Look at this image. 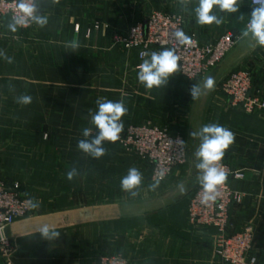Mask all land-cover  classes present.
<instances>
[{"label": "crops", "instance_id": "1", "mask_svg": "<svg viewBox=\"0 0 264 264\" xmlns=\"http://www.w3.org/2000/svg\"><path fill=\"white\" fill-rule=\"evenodd\" d=\"M38 3L40 14L48 18L43 27L33 23L12 33L9 20L0 21V52L5 54L0 56V181L17 182L21 195L38 203L13 223L11 264H99L101 256L116 252L133 264H227L214 253V230L187 221L189 197L199 186L194 158L198 138L189 137L188 142L183 138L189 144L184 166L155 188L140 185L135 196L122 190L118 177L135 165L144 176L149 172L145 161L117 150L116 142L106 141V153L100 158L84 154L77 145L84 139V128L96 134L89 111L98 110L100 97L124 100L128 109L122 117L124 126L151 120L159 125L165 117L167 85L147 89L139 83L133 52L116 42L132 25L156 9L181 13L186 31L204 43L225 33L237 37L253 6L247 1L237 13L220 12L214 6L224 22L201 26L193 11L198 0ZM240 14L245 16L243 22L238 20ZM73 41L79 44L76 49L68 46ZM236 69L250 70L254 90L264 93V46L249 36L236 41L211 75L214 69L190 81L201 85L202 92L191 99L189 125L191 131H198L217 123L234 133L224 159L243 173V178L230 180L243 198L230 207V222L235 230L252 226L249 255L264 264V112L247 113L229 106L218 85ZM175 76L181 78L176 71L168 82L173 124L182 106L181 99L175 98L176 91L178 97L181 92L175 87ZM208 77L214 81L211 90L203 88ZM24 94L32 97L28 105L16 102ZM73 168L75 181L67 178ZM43 224L59 231L60 237L41 239L38 228ZM0 264H7L1 256Z\"/></svg>", "mask_w": 264, "mask_h": 264}, {"label": "built area", "instance_id": "2", "mask_svg": "<svg viewBox=\"0 0 264 264\" xmlns=\"http://www.w3.org/2000/svg\"><path fill=\"white\" fill-rule=\"evenodd\" d=\"M254 5L253 0H247ZM16 0H0V21L10 20L15 10ZM247 22L245 23V25ZM28 27H19L27 29ZM95 28L99 25L96 23ZM181 29L192 39L190 45H180L172 38V32ZM237 37L225 33L220 37L201 43L193 32H187L181 13L153 10L144 20L132 25L123 37L116 42L123 49L132 51L135 57L134 68L142 63L140 53L160 51L162 47L174 48L179 57L177 71L189 81L204 78L224 59L227 52L235 45ZM252 73L248 69H236L230 72L218 85L227 97L229 106L247 113L264 112V93L254 90ZM47 134H43L46 139ZM178 134L171 133L167 127L151 122L124 126L120 139L116 141L125 152L136 155L146 162L152 183L164 182L172 172L188 162L186 144L176 143ZM227 172L226 182L218 186L220 195L208 203H202L199 195L200 185L195 188L187 204V221L193 227L211 228L215 232L214 253L227 264H257L256 258L249 255L253 239L250 224L240 229H233L230 222V207L242 201L240 191L232 188L230 180L243 178L240 170L232 169L223 159L220 162ZM23 197L17 182L7 184L0 181V231L12 225L18 219L30 214L34 208ZM14 247L9 239L0 240V256L7 264L12 262ZM253 258L255 260L253 261ZM99 264H133L122 253H109L99 258Z\"/></svg>", "mask_w": 264, "mask_h": 264}, {"label": "clouds", "instance_id": "3", "mask_svg": "<svg viewBox=\"0 0 264 264\" xmlns=\"http://www.w3.org/2000/svg\"><path fill=\"white\" fill-rule=\"evenodd\" d=\"M53 2L58 3V0H53ZM188 2L190 3L191 0H188ZM253 3L258 6L251 8L248 22L237 35V41L251 36L258 45L264 46V0H253ZM214 6L220 12H240L239 0H198L197 6L193 9L198 25H212L215 23L219 26L224 22L223 16L214 13ZM244 19V14H240L238 20L243 22ZM33 23L40 27L48 23L47 16L40 14L38 0H16L15 10L7 24L8 30L15 33L19 27H28ZM171 35L180 45H190L193 42L181 29L174 30ZM68 46L76 49L79 44L73 41ZM4 55L3 52H0V56ZM140 55L144 59L138 66L137 79L139 83L147 89L166 86L170 77L178 68L179 57L176 55V50L162 47L160 51H144ZM5 59L9 63L12 62L11 58L5 56ZM213 86L212 77L204 80V89L211 90ZM9 88L11 90L12 86L9 85ZM188 91L191 98L195 100L201 95L202 88L199 84H191ZM15 99L20 105H28L32 102V97L26 94ZM96 105L98 110L95 112L89 111L90 123L95 126L96 134L93 135L92 128H84V139H80L77 146L84 154L93 158H100L106 153L104 147L106 141L115 143L120 139V134L124 129L122 117L127 114L128 109L125 107L123 99L113 101L100 97L96 100ZM189 135L191 138H198L200 141L199 147L194 153L195 168L197 169L196 180L201 188L199 195L202 203H208L214 201L220 195L218 186L223 185L227 180L228 174L220 162L225 155V150L234 142L235 136L231 130L217 123L205 124L198 131H191ZM175 142L181 146L185 144V141L181 138H177ZM76 175V169L73 168L67 173V178L72 180ZM142 180V173L137 168L130 167L127 175L121 179V188L135 196L138 194L135 189L142 184ZM157 185L158 182L150 185V188H155ZM181 191H184L183 186H181ZM27 203L32 208L38 207V203L34 199H29ZM38 232L43 240L60 237V232L49 224L41 225ZM254 260L255 258H253Z\"/></svg>", "mask_w": 264, "mask_h": 264}, {"label": "rangeland", "instance_id": "4", "mask_svg": "<svg viewBox=\"0 0 264 264\" xmlns=\"http://www.w3.org/2000/svg\"><path fill=\"white\" fill-rule=\"evenodd\" d=\"M247 3V0H239V4H240V9H242L243 7L246 6ZM248 22V19L247 21H245V23ZM178 78L175 76V79H174V83H175V87L176 89L177 88H180L181 89V92H180V96L178 97V93L176 91V95H175V98H176V101L179 100V98L181 99V103H182V106H181V109L179 110L180 114L179 116H177V113H176V123L173 124V110L171 109L172 108V102H173V94L170 92L169 90V84H167L166 88H165V93H164V97H165V102L162 106H164V109H165V117L163 119H161L160 121L162 122H159V126L162 125V127H167V129L171 132V133H174V134H178L180 136H182V138H186L187 139V142L189 141V133L191 132L190 130V125H189V112H190V104H191V96L189 94V87L191 85L190 81L189 80H184L185 78ZM172 84V82H171ZM172 86V85H171ZM151 123L153 122L156 123L157 125V122L154 121V120H151L150 121ZM185 139V140H186ZM189 146V144L187 143V147ZM118 148V149H117ZM117 150H123L122 148L118 147L117 146ZM124 151V150H123ZM105 159V158H104ZM106 160V159H105ZM135 159L133 158V161ZM136 164V162H133ZM106 166V165H105ZM135 168H136V165H135ZM128 171V170H127ZM103 178V175L100 174ZM125 175H127V172H125V170L123 171V173H120L118 179H119V183L121 182V179L122 177H124ZM99 176V175H97ZM73 181H75L74 179H72ZM152 181L150 180V174L148 171H146V174L143 176V180H142V184L141 185H152Z\"/></svg>", "mask_w": 264, "mask_h": 264}, {"label": "water", "instance_id": "5", "mask_svg": "<svg viewBox=\"0 0 264 264\" xmlns=\"http://www.w3.org/2000/svg\"><path fill=\"white\" fill-rule=\"evenodd\" d=\"M216 69H217V67L214 68V70H213L209 75H211ZM194 152H195V151H194ZM194 158H195V157H194ZM12 229H13V224L10 225L9 227H6V228L2 229V230L0 231V240H1L2 238H3V239H9V240H11L12 235H13Z\"/></svg>", "mask_w": 264, "mask_h": 264}]
</instances>
